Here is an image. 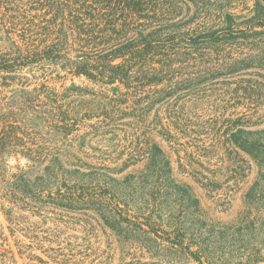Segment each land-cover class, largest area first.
Masks as SVG:
<instances>
[{"label": "trees", "instance_id": "obj_1", "mask_svg": "<svg viewBox=\"0 0 264 264\" xmlns=\"http://www.w3.org/2000/svg\"><path fill=\"white\" fill-rule=\"evenodd\" d=\"M234 2L0 0V30L7 33L9 47L24 59L20 64L47 62L70 67L74 75L84 74L103 88L99 90L102 97H105L108 84L120 82L127 91L114 98L115 102L147 92L146 97L135 101L139 111H146L160 100L165 90L156 86L166 79L173 82L168 94L178 91L180 94L190 91L199 94L204 91L199 79L207 74L214 76L223 71L235 73L245 69L264 71V0H256L245 15L234 11ZM17 33L19 38L15 39L13 35ZM237 46H245L248 51L241 52ZM11 60L0 56V70ZM214 62L219 65L209 67ZM255 75L264 77L258 72ZM147 87L151 90H146ZM234 92L242 93L239 96L247 99L249 104L259 106L264 101V81L243 78ZM60 96L54 90L48 91L47 95L53 104L52 110L63 121H68L72 109L63 110V105L59 104ZM33 100L41 101L37 96L23 102ZM105 112L111 122L119 116L113 111ZM9 120L8 114L0 112V152L9 149L13 140L18 139L14 131L17 126ZM257 123L246 114L236 120L224 121L227 133H231L227 144L238 145L260 166V177L245 195L247 212L238 223L229 226L202 219L199 199L189 186L178 184L172 177L171 160L157 145L149 151V158L155 161L153 170L140 176L130 174L120 181L98 170L85 173L80 169H66L54 159L56 165L49 168V177H38L35 183L46 187L48 180L63 181L71 194L60 196L70 202L75 200L72 196L76 189L86 194V186H92L95 192L87 193L92 198L91 205L102 212L105 224L119 241L134 250V253H128L133 260L122 264H263L264 129L251 131L245 128ZM26 149L21 153L34 162L41 160L43 148L40 151L31 147ZM131 158L136 160L134 156ZM155 175L163 179L161 187L151 194L146 193L144 185ZM202 185L214 187L211 181L202 182ZM96 189L102 192L98 193ZM139 191L142 192L137 193ZM138 195L141 205H135V214L130 213V206L138 201ZM173 195L177 200L171 199V204L167 203L162 209L166 198ZM84 197L82 195L80 199L84 200ZM151 200L157 202L159 209L145 217L144 214L151 210ZM121 203L126 209L120 206ZM157 211L167 223L141 220L149 221Z\"/></svg>", "mask_w": 264, "mask_h": 264}, {"label": "rangeland", "instance_id": "obj_2", "mask_svg": "<svg viewBox=\"0 0 264 264\" xmlns=\"http://www.w3.org/2000/svg\"><path fill=\"white\" fill-rule=\"evenodd\" d=\"M255 2L235 0L234 11L248 14ZM13 36L19 38L18 33ZM7 38V33L0 30V56L13 59L0 70V112L8 114V122L17 126L14 131L18 139L0 152V264H122L133 260L128 253L134 250L119 241L105 224L102 212L91 205L92 198L87 193L95 192L92 186H86V194L76 189L72 196L75 200L70 202L60 196L71 194L63 181L53 179L47 181L46 187L36 185V178L49 177V168L56 165L54 159L66 169L85 173L98 170L123 181L130 174L140 176L153 170L155 161L149 158V151L157 145L171 160L172 177L178 184L189 186L199 199L202 219L207 223L229 226L245 215L248 210L245 195L260 177V166L238 145L227 144L231 133H227L224 121L246 114L258 121L256 125L245 126L247 130L264 129V101L259 106L249 104L239 96L242 93L234 92L243 78L264 81V77L255 75L264 71L245 69L207 74L199 79L204 89L199 94L192 91L168 94L173 82L166 79L156 86L165 90L160 100L146 111H139L135 101L146 97L147 92L115 102L114 98L127 91L116 82L106 86L102 97L99 90L103 88L84 74L74 75L70 67L47 62L20 64L24 59L9 47ZM236 48L248 51L245 46ZM52 90L61 95L59 104L63 110L72 109L70 120L63 121L52 110L53 104L47 97ZM37 96L41 101L23 102ZM105 111L119 116L111 122ZM26 147L38 151L43 148L41 160L34 162L22 154ZM107 168L111 171H106ZM162 180L157 175L151 176L143 191L150 194L157 191ZM210 181L213 188L202 185ZM82 195L84 200L80 199ZM136 197L138 201L129 210L133 214L135 205H141L139 195ZM171 199L177 200V196L164 199L162 209L171 204ZM151 203L145 217L159 209L157 202ZM120 206L126 209L124 203ZM153 214L149 221L141 220L163 221L158 211Z\"/></svg>", "mask_w": 264, "mask_h": 264}]
</instances>
